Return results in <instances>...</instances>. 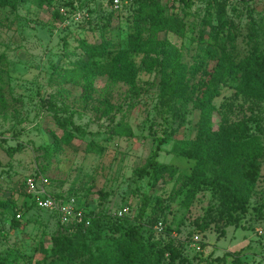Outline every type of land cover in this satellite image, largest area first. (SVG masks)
<instances>
[{
    "label": "rangeland",
    "instance_id": "1",
    "mask_svg": "<svg viewBox=\"0 0 264 264\" xmlns=\"http://www.w3.org/2000/svg\"><path fill=\"white\" fill-rule=\"evenodd\" d=\"M174 1H148L130 26L109 0H0L7 264H114L115 247L125 264H233L231 253L264 264V0ZM207 73L220 83L201 121L195 86ZM47 103L66 105L87 134L69 140ZM162 139L163 168L137 177ZM188 152L196 160L179 157ZM39 172L50 195L100 215L89 233L36 209L23 180ZM230 186L244 211L226 203ZM58 237L71 244L51 257Z\"/></svg>",
    "mask_w": 264,
    "mask_h": 264
},
{
    "label": "trees",
    "instance_id": "2",
    "mask_svg": "<svg viewBox=\"0 0 264 264\" xmlns=\"http://www.w3.org/2000/svg\"><path fill=\"white\" fill-rule=\"evenodd\" d=\"M148 1L150 0H126V3L122 5V8L113 13H115L116 15L119 16L120 19H126V21L128 22L127 24H129L130 26H134L137 22V20L139 19L141 12L143 11V8L145 6H148ZM176 2V4L179 5H183V7H189L190 4L193 3L192 0H177L174 1ZM109 5H111V2L109 0ZM111 12V14H112ZM106 30L107 27L103 26L101 30ZM101 44L99 45V47L101 49H103V47L105 45L108 44V41L105 39V35L102 33L101 34ZM208 75V79L204 80L203 82L199 83L198 85H196V90L197 92L200 94V103L198 106V110L200 111V120L203 121L205 118H208V109L210 107V102L212 101L213 97L217 94V87L220 83V80L217 79L215 77L211 76V73H207ZM130 96H138L139 94V89H137L136 87H133L130 89L129 91ZM47 110L49 111V113L51 114L52 120L55 124V126L57 127L58 130H60L62 132V134L64 136H66L69 140H72L74 138L75 135L83 137L85 136L87 133L86 131L80 127L79 125H76L73 121V115L71 114V111L69 110V108L66 105H57V104H52V103H47ZM115 130V126L113 127ZM111 130L109 137L112 134H115V131ZM1 143L3 144L4 141L3 139L0 138V145ZM165 143V140H159L158 144L155 148V150L152 152L149 160L146 162V164L140 168L137 169L135 171V174L137 177H142L144 174H146V172L149 169H155V168H163V166H161L160 164L157 163V158L159 155V151H160V147ZM179 157H183L186 159H195V157L191 154V153H185V154H180ZM196 160V159H195ZM198 170L195 169L194 170V174H196L197 176H201L199 173H197ZM40 173V172H39ZM41 174V173H40ZM200 179H202V182H208V179L205 177H200ZM57 198H68L65 197L63 195H53ZM73 196V195H72ZM105 195H99V198H102ZM77 200V199H76ZM32 202V201H31ZM33 203V202H32ZM226 203H231L234 208H236L237 210L240 211H244L245 208V204H246V200L245 197H243L240 193H238L233 186L227 187L226 188ZM38 210V209H37ZM41 211V210H38ZM41 212H45V211H41ZM47 214H50L48 212H45ZM98 213L94 214V215H88V218L90 219V225L86 228H84L82 225H79V229H82L84 232L88 231V233L91 231V229H93V226L96 224L97 220L99 219V214ZM50 215H54V214H50ZM55 217H57L56 215H54ZM58 222L59 227L62 230L67 229V225H61ZM125 238L123 240V243L127 242L128 246H130L132 252H135L136 249H139L140 251H142V249L144 248V243H141V241L136 237L133 236L132 234H125L124 235ZM98 237L96 235H93V239H97ZM118 241H116L117 243ZM70 241L67 238L61 237V238H57L55 240L54 246L51 250V257H62V252L67 248V246H70ZM126 244V243H125ZM124 244V245H125ZM126 246V245H125ZM95 251H99V253H101V251L99 249H95ZM109 252L111 253L110 258H115L116 261L114 262V264H125L123 262H119L120 259V251H118V248L115 247L113 249H109ZM102 254V253H101ZM171 254V252H170ZM159 258L163 257V253H159L158 254ZM230 256L233 258V264H240V257L238 255V253H231ZM0 264H7L6 259L2 258L0 256ZM95 264H111V263H105L103 260H95Z\"/></svg>",
    "mask_w": 264,
    "mask_h": 264
},
{
    "label": "built area",
    "instance_id": "3",
    "mask_svg": "<svg viewBox=\"0 0 264 264\" xmlns=\"http://www.w3.org/2000/svg\"><path fill=\"white\" fill-rule=\"evenodd\" d=\"M177 1V0H175ZM110 8L117 12L126 3V0H110ZM23 185L27 195L31 197L36 209L54 214L61 225H68L69 222H77L87 227L90 219L77 208L76 199L73 197L57 198L47 190L49 181L42 174L36 173L24 178ZM19 218V216H17Z\"/></svg>",
    "mask_w": 264,
    "mask_h": 264
}]
</instances>
